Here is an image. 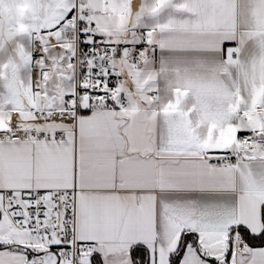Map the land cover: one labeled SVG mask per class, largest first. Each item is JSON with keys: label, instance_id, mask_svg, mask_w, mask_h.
<instances>
[{"label": "snow or ice", "instance_id": "snow-or-ice-1", "mask_svg": "<svg viewBox=\"0 0 264 264\" xmlns=\"http://www.w3.org/2000/svg\"><path fill=\"white\" fill-rule=\"evenodd\" d=\"M0 264H264V0H0Z\"/></svg>", "mask_w": 264, "mask_h": 264}]
</instances>
